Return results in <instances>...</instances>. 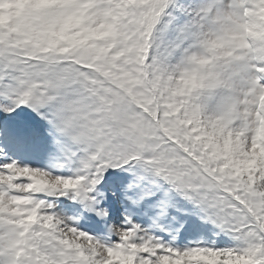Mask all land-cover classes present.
<instances>
[{
	"label": "snow or ice",
	"instance_id": "6c2138e0",
	"mask_svg": "<svg viewBox=\"0 0 264 264\" xmlns=\"http://www.w3.org/2000/svg\"><path fill=\"white\" fill-rule=\"evenodd\" d=\"M0 264H264V0H0Z\"/></svg>",
	"mask_w": 264,
	"mask_h": 264
}]
</instances>
